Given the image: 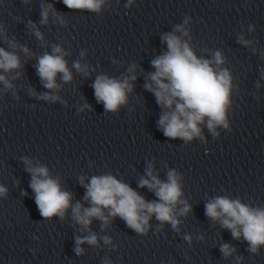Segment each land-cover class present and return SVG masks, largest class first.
Segmentation results:
<instances>
[{
  "label": "clouds",
  "instance_id": "1",
  "mask_svg": "<svg viewBox=\"0 0 264 264\" xmlns=\"http://www.w3.org/2000/svg\"><path fill=\"white\" fill-rule=\"evenodd\" d=\"M3 0H0L2 3ZM30 0H23L28 4ZM134 0H128L130 6ZM62 3L72 10H87L97 14L101 13L106 0H62ZM51 22L61 27L67 26L65 16L57 12L53 4L42 3L40 6L41 25ZM191 20L185 16L183 24H176L172 32L164 33L161 42L166 45L167 51L151 61L155 71L148 73L144 88L153 93L157 104L163 109L158 120V127L165 137L170 139H182L186 143L194 138L203 139L201 125L205 124L213 136H219L216 131L218 126L229 129L227 111L230 107V95L233 87V77L229 69L223 67L226 58L219 50L212 53V59L198 57L191 44L192 36L186 26ZM27 27L43 46L46 41L44 34L36 23L29 20ZM249 31H255L254 25H249ZM178 33L180 35H178ZM187 39H184V38ZM0 39L8 49L0 47V84L5 90H12L14 85L8 75L14 70L22 68L21 59L17 50L26 56H32L31 50L19 44L15 38H9L5 27L0 24ZM238 42L244 46H251L253 41L246 39L242 34ZM253 53L257 51L252 48ZM69 52L60 44H52L51 52L45 51L37 58L34 65L36 74L43 87L48 90H57L58 74L65 83L73 80L72 72L65 59ZM81 57L85 56L82 50ZM73 68L84 76L89 75V65L82 64L79 60L73 62ZM136 64L127 69V75L121 79L110 78L107 75H98L91 87L98 103H102L105 112H117L121 106L127 104V94L133 91V81ZM143 72V69H140ZM21 73L16 71L12 79L18 78ZM259 87V83L257 82ZM32 95H36L32 91ZM37 98L56 101L60 97L50 95L49 92L40 94ZM85 107H90L85 105ZM26 171L31 175L30 188L35 194V203L38 211L45 219L54 216L61 220L69 208L72 219L81 226L82 230L89 231V235L76 237L74 251L82 255V244L97 245V235L90 231L93 219L108 226L113 219L119 217L127 227L134 232L146 235L149 230V221L155 216L163 224H171L172 228L179 231L180 220L178 217L187 216L192 211V206L187 200L182 199L183 191L181 176L175 169L167 172L166 180H161L151 163L148 164L145 175L138 182L140 188H147L156 196V200L148 201L128 183L116 178L112 174L93 176L88 183L85 178H79L80 184L86 189L84 201L90 206L85 207L80 201L72 204V193L62 189L59 178H52L46 166H33L27 158L24 159ZM7 189L0 186V195H5ZM26 195V193H25ZM178 205L182 207L178 208ZM205 215L213 222H219L222 228L231 232L233 239L241 237L248 243V251L258 254L261 246H264V207L250 206L242 203L239 198L230 199L227 196H218L205 204ZM203 239V237H199ZM184 239L191 243V235H185ZM105 244H111V238L103 237ZM221 253L224 258L232 256L236 249L227 243L221 245ZM242 257H237V261ZM104 264H110L105 259Z\"/></svg>",
  "mask_w": 264,
  "mask_h": 264
}]
</instances>
